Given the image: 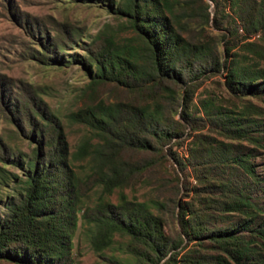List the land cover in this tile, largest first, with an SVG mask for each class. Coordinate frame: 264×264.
Segmentation results:
<instances>
[{
    "label": "trees",
    "instance_id": "1",
    "mask_svg": "<svg viewBox=\"0 0 264 264\" xmlns=\"http://www.w3.org/2000/svg\"><path fill=\"white\" fill-rule=\"evenodd\" d=\"M210 1L216 7L215 28L221 30L232 12L234 32L240 35V42L247 41L243 48L252 56L251 60L240 62L234 54L233 59L223 65L227 90L238 97L264 96V69L249 64L264 61V51L249 41L252 36H264V0ZM243 5L250 8L244 10ZM118 12L127 19L134 36L127 43L119 44L112 35L101 33L85 46L87 61L84 64L92 75V84L113 82L146 93L151 96L150 100H155L156 93L161 92L174 96L175 91L168 84L184 85L183 69L176 66L177 61L184 57L186 62H191L202 49L189 44L174 27L170 19L173 15L170 0H124ZM54 29L56 33L51 35L36 26L31 36L38 47H29V58L42 64L59 59L81 34L68 24L56 25ZM230 50L226 48L227 52ZM216 68L220 71V67ZM184 90L181 119L195 130L193 117L185 110L194 87L186 85ZM156 104L151 108L99 102L73 113L71 118L99 134L106 144L117 142L120 149L155 152L158 148L145 135L155 138L159 150L180 135L173 124L165 130L160 127ZM0 111L35 145L27 163L24 193L18 202L10 205L0 224V262L73 264L70 253L80 200L99 183H103V192L110 194L121 186L122 180L118 176L99 179L92 174L82 181L74 176L68 164L61 123L30 87L14 89L7 81L0 80ZM246 113L247 110L232 113L216 109L208 116H217L226 138L258 143V137L252 134H264V123L252 121ZM84 149V146L80 149L81 157ZM11 155L5 150L6 157ZM168 155L184 169L185 163L175 152L169 149ZM254 156L253 151H247L233 155L229 161L260 186L250 162ZM183 188L186 196L194 195L197 206L179 207L181 235L188 240L181 251L177 249L183 239L179 244H171L162 220L147 204L125 198L116 205L102 201L84 209L82 218L90 226V243L94 250L101 252L108 248L114 236L120 234L129 238V251L140 264L163 261V264H264V212L247 194L231 193L224 182L218 187L208 182L194 193L189 183ZM212 214H237L240 218L227 227L211 228L207 223ZM205 242L208 247H204ZM189 244L195 246L189 248Z\"/></svg>",
    "mask_w": 264,
    "mask_h": 264
},
{
    "label": "rangeland",
    "instance_id": "2",
    "mask_svg": "<svg viewBox=\"0 0 264 264\" xmlns=\"http://www.w3.org/2000/svg\"><path fill=\"white\" fill-rule=\"evenodd\" d=\"M123 1L0 0V80L7 81L14 89L27 90L30 87L57 116L65 135L68 164L76 178L84 181L86 176L93 174L99 179L118 176L122 180L121 186L110 194H105L103 183H99L80 200L70 253L73 264H140L130 253V240L126 236L116 234L112 244L101 252L92 247L90 226L84 222L82 213L102 201L116 205L125 198L147 204L151 212L162 220L171 244H179L183 239L178 251L188 244L181 235L179 207L197 206L192 193L186 196L183 188L186 183L190 184L193 193L208 182L216 187L221 182L227 183L231 193L247 194L264 212V134H252V137H258V143L228 139L217 116H208L216 109L232 113L247 110L246 114L252 121L264 123V96L238 97L225 86L223 65L233 59L232 55L236 54L240 62L252 59L243 48L247 41L240 42V35L234 32L235 16L229 12L232 18H226L219 30L213 23L216 7L210 0H170L173 9L170 19L174 27L189 44L199 46L202 51L191 62H186L184 57L177 61L176 66L183 69L184 85L168 84L175 91L174 96L161 92L156 93L155 100H150L151 96L146 93H138L113 82L92 84V75L84 64L87 61L85 46L101 33L112 35L119 44L133 38L127 19L118 12ZM242 7L244 10L250 8ZM220 18L222 21L223 16ZM60 24L74 26L81 32L77 42L59 59L48 64L29 58V47H38L31 36L36 26L54 35V27ZM260 36H250L249 41L264 51V36ZM227 47L231 48L229 52ZM249 64L264 69L263 60ZM186 85L194 87L185 110L193 117L195 130L181 119ZM99 102L105 105H147L151 108L157 102L155 108L160 112V127L165 130L173 124L180 135L162 150H159L155 138L145 135L158 148L155 152L120 149L117 142L106 144L100 140L99 134L71 118L73 113ZM0 145L1 224L10 205L18 202L24 193L27 163L34 154L35 145L23 137L18 127L1 111ZM83 146L85 152L81 157ZM169 149L185 163L183 170L168 155ZM5 150L12 155L6 157ZM247 151L256 155L250 158V162L255 167L260 186L229 161L233 155ZM239 218L237 214H212L207 225L211 228L227 227L238 222ZM194 246L188 245L189 248ZM208 246L205 242L204 247ZM202 252L209 250L202 249ZM0 264L12 263L2 261Z\"/></svg>",
    "mask_w": 264,
    "mask_h": 264
}]
</instances>
